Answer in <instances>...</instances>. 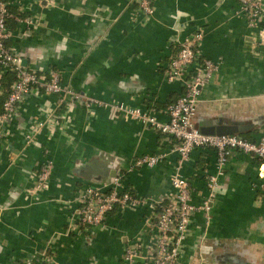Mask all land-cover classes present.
I'll use <instances>...</instances> for the list:
<instances>
[{
  "label": "crops",
  "instance_id": "crops-1",
  "mask_svg": "<svg viewBox=\"0 0 264 264\" xmlns=\"http://www.w3.org/2000/svg\"><path fill=\"white\" fill-rule=\"evenodd\" d=\"M9 3L15 25L8 24L6 45L23 65L56 71L61 85L100 104L76 103L67 124L52 119L26 144L32 120L46 118L40 109H54L57 100L31 91L0 128V264H39L43 254L51 257L46 264H122L125 248L138 239L144 250L138 264H144L150 240L145 218L172 190L175 173L190 181L195 207L178 264H264V178L257 161L233 152L212 195L206 178L215 172L213 149L194 148L178 166L176 140L111 106H137L167 121L165 108L183 84L167 81L165 66L180 38L201 30L203 56L220 64L200 89L195 121L208 129L237 122L257 136L264 125V24L249 26L238 0H152L148 18L134 0ZM16 12L37 22L19 23ZM154 153L164 157L153 167H132L137 157ZM45 162L51 174L35 189ZM111 170L123 174L122 185L141 203L110 212L102 226L79 225L81 188L108 183ZM204 200L209 208L202 209Z\"/></svg>",
  "mask_w": 264,
  "mask_h": 264
},
{
  "label": "built area",
  "instance_id": "built-area-1",
  "mask_svg": "<svg viewBox=\"0 0 264 264\" xmlns=\"http://www.w3.org/2000/svg\"><path fill=\"white\" fill-rule=\"evenodd\" d=\"M138 10L148 18L153 12L152 0H134ZM239 11L247 17L251 27L264 24V9L262 0H238ZM9 0H0V76L6 71L14 72V80L10 91L2 103L0 112V128L4 126L15 112L19 103L31 91L36 93L55 94L57 96L54 109H40L44 119L35 117L24 135L26 144L34 141V135L47 125L48 121L60 118L67 124L71 120V110L77 103H83L87 108L100 104L93 98L74 90L70 86L61 85L56 71L41 72L31 70L23 65L22 57L16 54L6 41L11 31L6 24L9 16ZM17 22L34 25L36 17H16ZM203 32L195 30L182 36L176 51L170 56L165 66L164 77L167 81L179 80L183 84L181 94L165 108L167 121H158L149 110L137 106H127L123 103L111 105L118 115L125 119L138 120L143 125L150 126L157 132L176 140L175 150L178 153L177 164L189 157L194 148L207 147L215 152V172L207 175V187L213 195L218 185L219 176L233 152L250 155L257 161L259 175L264 178V125L256 140H250L238 133H204L195 124L196 108L200 89L205 86L219 68V60H211L203 56L200 44ZM259 40L264 44V25L259 33ZM1 93V90H0ZM49 109V110H48ZM64 124L60 126L64 128ZM164 157L163 153L142 155L136 158L132 167H153ZM51 162H45L35 174V189H40L51 174ZM108 183L89 184L81 188L78 197L79 207L76 209L77 223L85 227L102 226L105 218L115 207L124 208L140 204L141 201L131 192L128 186L121 182L122 173L115 171ZM171 191L155 200L149 207L145 218V232L149 235V244L145 251L144 264H178L180 244L185 238L191 215L195 210L191 203L190 181L175 173L170 178ZM264 190V183L259 184ZM202 209L209 208L204 200ZM142 249L140 240L125 248L122 264H138ZM51 260L48 254H43L42 262Z\"/></svg>",
  "mask_w": 264,
  "mask_h": 264
},
{
  "label": "trees",
  "instance_id": "trees-1",
  "mask_svg": "<svg viewBox=\"0 0 264 264\" xmlns=\"http://www.w3.org/2000/svg\"><path fill=\"white\" fill-rule=\"evenodd\" d=\"M10 7L8 6V12H9V16L6 18V24H7V26H8V24L9 25H15V20L13 19L14 18V16H11L10 15ZM15 16L16 17H20L21 16V14L19 15L17 12H16V14H15ZM7 42V41H6ZM14 72L13 71H11V70H8V71H6L3 75H1L0 76V90H1V94H0V112H1V110H2V103H3V101H4V99L6 98V96H7V94L9 93V91H10V86H11V84H12V82H13V80H14ZM174 101V100H173ZM172 101V102H173ZM171 103V102H170ZM169 103V104H170ZM168 105V104H167ZM195 124H196V126L198 127V129L201 131V132H204V133H216V132H214V131H211V130H209L208 128H202L201 126H200V124H198L196 121H195ZM253 131L256 133V132H258L256 129L254 130L253 129ZM238 134H240L241 136H243V137H245V138H247V139H250V140H256V137H250V136H248V134L247 133H245V132H239ZM130 189H131V187H130ZM131 192L135 195V193L133 192V190L131 189ZM116 209H118V207H115L112 211H110V212H113L114 210H116ZM109 212V213H110Z\"/></svg>",
  "mask_w": 264,
  "mask_h": 264
},
{
  "label": "water",
  "instance_id": "water-1",
  "mask_svg": "<svg viewBox=\"0 0 264 264\" xmlns=\"http://www.w3.org/2000/svg\"><path fill=\"white\" fill-rule=\"evenodd\" d=\"M207 124L208 123L202 122L200 123V126L205 129L207 128L206 127ZM244 128L245 126L243 124L234 122L231 125L225 123L222 125H216L214 127H210L209 130L214 131L216 133H239L242 132ZM109 175L112 177L115 176L116 175L115 170H111L109 172Z\"/></svg>",
  "mask_w": 264,
  "mask_h": 264
},
{
  "label": "flooded vegetation",
  "instance_id": "flooded-vegetation-1",
  "mask_svg": "<svg viewBox=\"0 0 264 264\" xmlns=\"http://www.w3.org/2000/svg\"><path fill=\"white\" fill-rule=\"evenodd\" d=\"M245 130V129H244Z\"/></svg>",
  "mask_w": 264,
  "mask_h": 264
},
{
  "label": "rangeland",
  "instance_id": "rangeland-1",
  "mask_svg": "<svg viewBox=\"0 0 264 264\" xmlns=\"http://www.w3.org/2000/svg\"><path fill=\"white\" fill-rule=\"evenodd\" d=\"M261 129V128H260Z\"/></svg>",
  "mask_w": 264,
  "mask_h": 264
}]
</instances>
